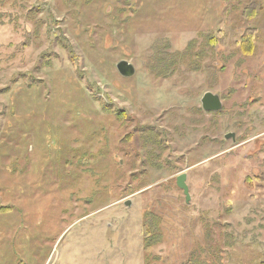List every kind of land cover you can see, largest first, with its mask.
<instances>
[{"label": "rangeland", "instance_id": "1", "mask_svg": "<svg viewBox=\"0 0 264 264\" xmlns=\"http://www.w3.org/2000/svg\"><path fill=\"white\" fill-rule=\"evenodd\" d=\"M0 264H264V0H0Z\"/></svg>", "mask_w": 264, "mask_h": 264}, {"label": "water", "instance_id": "2", "mask_svg": "<svg viewBox=\"0 0 264 264\" xmlns=\"http://www.w3.org/2000/svg\"><path fill=\"white\" fill-rule=\"evenodd\" d=\"M117 70L123 77H132L136 73V69L134 65L125 60L120 61L117 64ZM201 103L203 110L206 112L216 113L223 109V101L221 96L213 92L205 93L203 98L201 99ZM225 138L235 140V134L234 133L227 134ZM187 178L188 175L186 173H182L177 177L176 184L181 190H183L186 201L190 203L191 194H190V188L187 184ZM126 204L130 205V201H128Z\"/></svg>", "mask_w": 264, "mask_h": 264}, {"label": "trees", "instance_id": "3", "mask_svg": "<svg viewBox=\"0 0 264 264\" xmlns=\"http://www.w3.org/2000/svg\"><path fill=\"white\" fill-rule=\"evenodd\" d=\"M250 183V182H249Z\"/></svg>", "mask_w": 264, "mask_h": 264}]
</instances>
